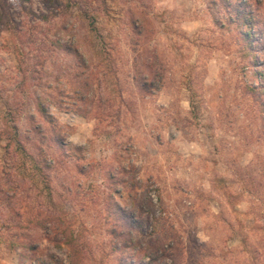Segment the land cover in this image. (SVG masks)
<instances>
[{
	"label": "rangeland",
	"instance_id": "374dc122",
	"mask_svg": "<svg viewBox=\"0 0 264 264\" xmlns=\"http://www.w3.org/2000/svg\"><path fill=\"white\" fill-rule=\"evenodd\" d=\"M0 264H264V0H0Z\"/></svg>",
	"mask_w": 264,
	"mask_h": 264
}]
</instances>
